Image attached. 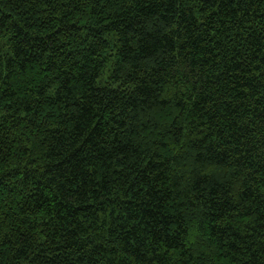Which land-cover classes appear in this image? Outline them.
I'll return each mask as SVG.
<instances>
[{"label":"trees","instance_id":"1","mask_svg":"<svg viewBox=\"0 0 264 264\" xmlns=\"http://www.w3.org/2000/svg\"><path fill=\"white\" fill-rule=\"evenodd\" d=\"M0 264H264V0H0Z\"/></svg>","mask_w":264,"mask_h":264}]
</instances>
